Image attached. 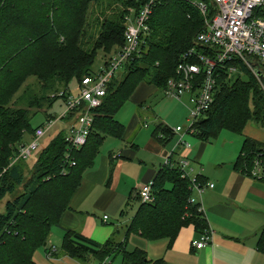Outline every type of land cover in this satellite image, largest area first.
<instances>
[{"label": "trees", "instance_id": "obj_1", "mask_svg": "<svg viewBox=\"0 0 264 264\" xmlns=\"http://www.w3.org/2000/svg\"><path fill=\"white\" fill-rule=\"evenodd\" d=\"M141 5L142 1L136 0H0V202L12 196L0 213V264H34L35 251L46 244L51 228L59 225L105 136H123L124 125L115 116L138 85L145 82L163 92L168 80L176 77V67L185 52L192 48L206 51L195 42L196 34L204 27L198 9L185 0L157 1L141 54L125 64L123 77L111 80L102 104L92 109L93 124L86 143L72 148L65 141V128L60 130L41 149L33 163L35 174L25 182L27 160L12 164L11 160L24 144L25 134H33L32 116L58 99L50 98V91L69 90L72 79L80 83L84 76L92 74L99 50L113 54L122 46L127 8L138 9ZM93 6H97L102 19L96 20L100 28L92 47L85 49ZM107 8L109 14L105 12ZM226 68L220 70L210 109L193 124L194 138L208 141L223 129L242 134L248 122L264 128V94L256 79L242 64L239 69L247 74V81L236 74L229 77ZM30 78L36 81L37 92L27 84ZM77 112L65 119L66 124L74 121ZM54 118L50 116L48 120ZM152 134L164 146L175 137L173 129L163 123ZM258 155L264 161V143L244 137L233 169L250 176ZM167 159L152 180L153 201H141L137 192L127 202H136L137 208L123 239L115 233L99 244L65 230L61 249L82 262L92 257L99 264H107L111 257L120 255L121 264H168L162 259L151 262L143 249H127L132 234L149 241L167 238L171 246L184 226L192 225L198 235L207 229L205 214L193 199L190 178L182 175L172 154ZM71 161L75 164L71 165ZM196 181L202 185L206 179L198 174ZM19 186H23L22 192L16 193ZM259 249L264 252V227ZM46 251L47 255L53 253L52 249Z\"/></svg>", "mask_w": 264, "mask_h": 264}, {"label": "crops", "instance_id": "obj_2", "mask_svg": "<svg viewBox=\"0 0 264 264\" xmlns=\"http://www.w3.org/2000/svg\"><path fill=\"white\" fill-rule=\"evenodd\" d=\"M157 89L152 84L142 82L129 100L139 103ZM168 99L177 102L172 98ZM186 99L184 97L181 102L185 101L187 104ZM142 118L137 114L126 126L115 117L124 125L123 136H105L93 163L86 169L78 188L70 197L59 225L51 228L46 244L35 251L34 264H99L92 257L83 262L69 257L61 249L65 230H73L99 244L106 242L115 233L119 239H123L126 227L137 208V205L133 206L128 213L132 202L129 205L127 202L142 184L156 177L171 151L175 163L181 160L189 162L192 169L190 175L201 174L206 182L214 184L213 188L203 192L199 200L205 212L207 226L212 230L211 242L205 248L192 249L191 241L199 235L192 225H187L180 229L171 246L167 238L150 242L132 234L128 241L132 236L136 240L130 250L143 249L151 262L162 259L168 264H264V252L259 249L264 227V181L237 172L233 165L226 178L215 175L214 181L210 180V174L206 170L201 168V171L195 172L191 167L192 162L200 164L202 153L207 148L206 141L197 142L192 150L186 140L192 135L183 137L189 146H176L175 134V143L164 146L153 136L155 128L151 132L142 128ZM147 127L144 125V128ZM248 137L263 142L258 138ZM107 138L121 144L113 142L102 153L101 148ZM227 173L228 171L224 175ZM121 211H124L123 216L120 215ZM105 215L106 220L103 219ZM114 220L123 221L118 225ZM140 239L145 242H140ZM46 249H52V255H47ZM118 256L120 255L115 256L113 261L109 259L107 264H114ZM118 264H121V256Z\"/></svg>", "mask_w": 264, "mask_h": 264}, {"label": "built area", "instance_id": "obj_3", "mask_svg": "<svg viewBox=\"0 0 264 264\" xmlns=\"http://www.w3.org/2000/svg\"><path fill=\"white\" fill-rule=\"evenodd\" d=\"M142 1L136 9L127 8L124 16V43L97 73L86 75L78 83V92L60 90L52 96L64 102L63 112L55 119L47 120L46 124L34 128L29 143L21 144L11 160V164L19 160H28L37 148L39 141L54 126L57 120L65 121L75 111L74 121L65 127V141L72 148H80L86 143L93 124L92 109L99 107L106 95L111 80L117 71L127 62L139 56L145 39L150 33L149 17L156 2L159 0ZM198 9L204 18V27L195 36V42L206 47L205 52L190 49L182 55L176 67V77L168 80L163 94L181 102L186 97L191 123L188 127L177 126L173 132L177 136L176 146H189L183 137L193 134V124L210 109L217 88L220 70L226 68L229 77L241 73L239 65H244L256 79L264 94V0H185ZM194 59V61L191 59ZM172 154V151L171 153ZM169 154V155H170ZM69 157L68 155H66ZM258 155L253 161L250 177L264 180V161ZM168 159L165 160V165ZM71 165L75 163L71 161ZM182 175L190 178L193 199H201L203 192L213 188L214 184H200L196 176L190 175L192 169L187 160L179 162ZM152 181L141 185L138 193L141 201L151 202ZM198 202V201H197ZM199 210L204 212L201 202ZM104 220L107 219L105 215ZM212 230L207 229L198 238L191 241L194 250L205 248L210 244ZM102 264H105L102 263Z\"/></svg>", "mask_w": 264, "mask_h": 264}, {"label": "rangeland", "instance_id": "obj_4", "mask_svg": "<svg viewBox=\"0 0 264 264\" xmlns=\"http://www.w3.org/2000/svg\"><path fill=\"white\" fill-rule=\"evenodd\" d=\"M105 12L109 14L110 10L107 8ZM99 13L100 12L97 6H93L92 9L90 10L89 23L86 34V36L89 37H86V39L84 38V41L87 43L84 46L85 49H90L92 47V42L94 41V38L99 31L100 22L96 21L98 17H99L98 20L102 19V17L99 16ZM109 16L111 17V15ZM111 56H112V52L106 54L102 50H99L95 57L94 64L91 67L92 72L97 73L98 71H100L103 68L105 61ZM124 74H125V67L123 66L117 71L116 78L121 79ZM239 77L243 81H247L248 79L247 74L242 71ZM27 84H30V86L33 87L32 90L33 92L38 91V88L36 86V81L34 80V78H30ZM69 89L71 93L78 92L79 88L76 79H72L70 81ZM55 91H50L48 93V96L50 98L53 97L52 95L55 93ZM139 103H141V105H138ZM139 103H136L134 100L127 101L115 116L116 119L119 120L124 125L128 126L132 117L139 114L143 117L142 128L149 132H151L155 128V126L161 122L166 124L172 129H175L177 126H180L184 129L188 127L191 123L188 107L185 101L183 102L171 101V99H168L167 97L164 96L161 89H157L152 94H148L145 97V99ZM63 110H64V102L61 98H58L49 108L47 106H44L42 109L36 110V113L32 116L30 120L31 128L33 129L40 124H46L50 116L56 118L63 112ZM144 125L148 127L144 128ZM66 126L67 125L65 121L57 120L54 126L39 141L37 148L32 152V156L26 161V163H24L25 182H27L32 177V175L35 174V166H33V163L36 160L41 149L44 148L49 143V141L60 130L64 129ZM30 133L31 131H29V134H25L23 138L24 143L30 142L31 139ZM246 136L247 137L252 136L258 138L264 142V128L260 127L259 125L253 122H248V125L246 126L242 134L232 132L229 129L221 130L216 138L206 141L207 148L202 153V159L199 164L200 166L197 163L195 164L192 162L191 167L194 169L195 172L198 170L201 171V168H203V170H206L210 174V180L212 181H214L213 178L215 175L226 178L229 174L230 168H232V165L235 162L240 152L242 142L244 140V137ZM176 137L174 138L175 140ZM175 140L171 141L169 145L174 144ZM186 140L191 145L192 150L195 149L194 147L197 142H202L201 140L194 137H187ZM113 142H118V144H121L119 141L116 140L113 141L111 138H107L106 142L101 148V152L105 153ZM226 171H228V173L224 175ZM22 188L23 186H19L16 190V193L22 192ZM10 197L12 196L7 195L0 202V213L4 212L5 202ZM195 198L199 202V198L197 196H195ZM131 205L132 207L128 208V213L131 212V209L133 208V206H136L137 203L132 202ZM122 221L123 220H119V222L121 223ZM113 222L119 225L118 220L117 221L114 220ZM135 240L136 239L133 236L130 238V240L128 241L127 249L129 250L131 249V246L134 244ZM145 240L144 241L141 240L140 242H145ZM116 258L117 259L115 260L114 264L115 263L118 264V262L120 261V256ZM114 259H115L114 257L110 258L111 261H113Z\"/></svg>", "mask_w": 264, "mask_h": 264}]
</instances>
